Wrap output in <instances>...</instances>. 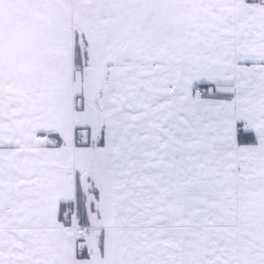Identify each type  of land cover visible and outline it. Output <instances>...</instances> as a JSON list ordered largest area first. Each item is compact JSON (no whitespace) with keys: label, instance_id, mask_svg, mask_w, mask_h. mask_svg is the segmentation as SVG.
Segmentation results:
<instances>
[{"label":"snow or ice","instance_id":"obj_1","mask_svg":"<svg viewBox=\"0 0 264 264\" xmlns=\"http://www.w3.org/2000/svg\"><path fill=\"white\" fill-rule=\"evenodd\" d=\"M0 264H264V0H0Z\"/></svg>","mask_w":264,"mask_h":264}]
</instances>
